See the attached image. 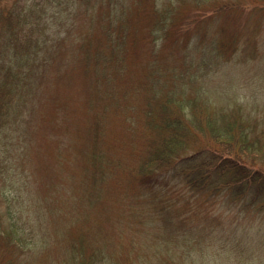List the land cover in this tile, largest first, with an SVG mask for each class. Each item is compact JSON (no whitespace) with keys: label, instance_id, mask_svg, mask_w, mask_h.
Instances as JSON below:
<instances>
[{"label":"trees","instance_id":"trees-1","mask_svg":"<svg viewBox=\"0 0 264 264\" xmlns=\"http://www.w3.org/2000/svg\"><path fill=\"white\" fill-rule=\"evenodd\" d=\"M12 1L13 4L8 6L4 0H0V144L12 145L15 142L23 152V166H30L27 161L29 155L21 144L23 138L19 132L32 112L33 107L30 104L35 96V89L38 88L40 80L50 75L48 68L53 62L60 60L62 54L65 62L72 57V50L65 51L63 43L70 41L71 46L77 44L79 56L76 69L84 81L89 80L90 63H93L92 68L96 75L100 71L104 73V77L101 75L103 78L96 76L92 85L97 88L94 94L97 100H108H104L103 105L104 101L100 104L97 123L109 125L113 112L118 109L121 114L119 118L129 121L132 106H127L129 111L122 109V102L136 101V93H142L145 97V104L140 106L141 114L145 116L144 124L136 132L138 144L121 139L98 143L96 138L92 148H84L81 153L84 155L83 160L91 165L85 170L86 179L82 184L85 185L83 192H86L88 201H100L112 182L118 184L112 193L107 192L105 198H113L115 204L120 206L121 214H125V211L129 213L124 230H127L125 237L128 238L129 251L134 255L130 264H144L141 258L147 254L144 252L145 255H142L138 248V238L141 235L152 236L151 240L157 250H161V240H177L173 243L176 244L175 247L168 246L166 249L167 264H228V259L232 256H236V261L240 264H264V236L261 243L252 245L256 234L264 235V104L260 106L263 108L261 115H254L257 119L252 113H246L251 111L249 104L254 110H258L255 106L259 101L260 104L264 103V86L259 94L254 93L255 98L250 102L247 96L236 91L238 79H245L246 82L245 74H248L253 80L258 70L261 73L259 81L264 85V44L255 52L254 57L249 51L251 47L248 49L249 46L246 47L248 56L237 53L236 56L240 57L238 61L234 58L235 61L222 68L220 82L217 81L219 78L212 81L211 91L215 92L214 100L219 104L211 102L202 93L203 98L197 95L198 87L194 90V95L186 98L184 93L189 87L188 75L193 72L184 74L185 81L182 83L176 78L174 68L170 69V78L166 77L158 60L157 65L149 69V75L144 80L132 89L126 87V97V92L122 89L107 87L111 80L107 78L110 72L105 71L111 61L115 65V60H118L114 51L119 50L121 60L126 56V36L130 32L125 0H108L109 5L103 9L106 12L100 14L103 39L92 41L89 40V32H82L74 37L72 35V15L68 6L76 5L73 3L75 0ZM102 1L85 0L94 8ZM152 2L156 7L150 13L153 16L150 34L157 43L162 42L158 39L165 36L168 24L172 23L175 28L184 26L187 17L179 14L177 20L175 17L172 19L177 11V0ZM242 3L249 5L243 1ZM255 3L257 4L252 5L249 10L248 21L253 14L251 11H260L264 6L260 2ZM214 7L213 15L218 19L225 13L234 12L236 6L230 3ZM197 16L195 14L193 19ZM90 20L92 21V17ZM257 20L252 32L254 36L249 37L246 32L242 43L248 42L256 46L262 44L257 32L262 18ZM123 21L126 23L122 24ZM203 21L208 25V35H203L198 40L195 31L192 37H186L187 63L196 58L194 50L197 47L201 50L200 44L205 41L208 45L202 52L204 59L213 60L215 55H219L217 48L213 51L212 46L217 32L211 33L213 20L207 18ZM53 25L57 27L56 30H53ZM240 37L241 35H236L233 39V53L238 51ZM132 42L136 40L132 39ZM62 64L63 61L59 65L53 64L56 66L54 72L57 77L63 71ZM230 67L231 71L227 70ZM237 67L239 69L235 70ZM251 68L253 69L250 70ZM181 69L191 70L190 66H183ZM127 70L130 69L127 67ZM114 71L116 75V70ZM224 72L230 75L226 85L233 91L236 88L237 96L227 94V98L220 93L224 87H221ZM133 74V70L126 73L127 81ZM250 84L255 91V83ZM174 92L181 95L175 97ZM210 103L214 106H210ZM242 104L246 107V114L241 111L244 107ZM197 105L204 108L201 110ZM213 107V111L208 112ZM96 110L97 104L94 112ZM97 130L99 133L104 131L101 127ZM188 138L195 145L189 146ZM192 150L194 151L189 152ZM6 157L8 167L3 187L8 185L9 190L0 198V264H23L24 260L34 262V254H45L41 251L45 247L44 229L50 231L43 221L46 219L40 213L46 211L48 217L52 213L53 218L57 214L60 216V209L65 203L63 197L73 196V193H61L65 187L64 181H53V177L47 176L42 169L33 186L29 181L26 182L27 175L23 185H18L10 178L16 175L14 168L18 163L12 160L8 152ZM44 179L50 180L47 182ZM123 179L129 184L124 186L125 183H120ZM9 191L12 194L8 195ZM21 191H24V197ZM30 194H34V197L31 198ZM213 202L217 204L216 210L212 208ZM78 204L84 205L80 201ZM51 219H48L50 225L54 222ZM68 220L69 218L64 219V223L57 224L60 226L53 225L54 231L51 232L62 242V254L66 257L65 261L60 260L61 264H97L95 261L101 264L115 263L110 261L106 251L102 255L103 251L99 253L98 249L90 247L95 245L89 244V248L85 249L77 240H67L62 228ZM149 225V229L145 230ZM168 228L170 232L167 233ZM198 232L203 235L199 236L201 240L197 237ZM161 233L165 235L159 237ZM26 244L29 246L25 249ZM135 245L140 252H137ZM245 245L248 246L244 251L237 253ZM115 249L114 243L109 251ZM76 250L80 256L83 253L84 257H75L76 253L71 252ZM24 254L27 258L22 259L20 255ZM155 256L156 252L146 256L148 264L155 263ZM211 257H218V260L210 262L213 259ZM48 263L54 264L52 259Z\"/></svg>","mask_w":264,"mask_h":264},{"label":"rangeland","instance_id":"rangeland-1","mask_svg":"<svg viewBox=\"0 0 264 264\" xmlns=\"http://www.w3.org/2000/svg\"><path fill=\"white\" fill-rule=\"evenodd\" d=\"M110 1L114 2L113 0ZM177 1L178 2L175 3L177 6V11L175 15L172 16V19L175 17L177 20L179 14L184 16L186 15V24L181 27L176 26V28L172 23L168 24L166 26V37L164 36L165 38L162 37L161 39H158L162 40V42L157 41V43H155L156 40H153V37L150 34V29L152 28L153 24V16L150 15V13L153 12L154 8L156 7L155 3L152 2V0H125L128 14V30L130 32L126 36V56L123 60H121V57L119 56V50L117 49L114 51V53L118 56V60H115V65L114 62L111 61L110 65L105 68V71L110 72L107 78L111 80V83L108 86H105L109 88L114 87L122 89L124 92H126L124 95L127 97L128 94L126 87H130L132 89L137 83H139L141 80H144L149 75V69L156 66L158 60L161 64L162 71L166 73V77L170 78V69L174 68L176 78H179L182 83L185 81L184 74L193 72L191 75H188L189 81H187V83L189 87L186 89V93H184L185 95L183 94L186 98H189L197 92L196 94L201 98H203L204 95L207 96V98H210L211 102H213L215 101V92L211 91L213 88L210 85L213 80L215 81L218 78L219 79L217 81L220 80L222 68L226 67L231 61H238L240 57L236 56L237 53H243V56L245 57L248 56L250 51L252 52V57H254L255 52H257V50H259V48H261V46L264 44V6L260 9V11H251L253 14L250 21H248V15L251 6L257 4L255 2H260V5H264V0ZM242 1L248 3L249 5H244ZM4 2L8 3V6L13 4L12 0H4ZM73 3L76 5L69 4L68 6V11L72 15L71 31L73 37L82 32H89L90 41L102 40L103 34L101 33L102 27H100V14L102 12H106L103 9L109 5L108 0H103L102 2L98 3L95 8L91 4H87L85 0H75ZM230 3H232V6L233 4L236 6L234 7V12L225 13L223 14L224 16L220 15V18L215 19L216 15H213L215 12L212 11V9L215 8L214 6L218 7L220 5ZM195 14L198 16L193 19ZM90 17H92V21L90 20ZM207 18L212 19L214 23L211 33L217 31L215 35V41L212 46L213 51H215L217 48L219 55H215V58H213L214 61L207 59L205 60L204 54L202 53L205 47L208 45L207 41H205L200 44L202 46L201 50L200 47H197L196 50H194L196 58L193 59L192 62L187 63V59L185 58L187 49L186 45L188 44H186V37H192L191 35H193L195 31L198 36V40L201 39V36L206 34L208 35V25H205V21H203ZM261 18L262 21L257 28V32L260 34L259 39L261 37L262 44L259 43L258 46H256L255 44L250 45L248 42L242 43V41H244L243 38L245 37L246 32L250 37L252 32L255 30V22H258L257 19ZM125 23L126 21L122 22V24ZM56 29L57 27L53 25V30ZM236 35H241L239 38L241 41L240 45H238V51L233 53L235 47L233 39ZM132 39H135L136 42H132ZM63 46L65 51H69V49L72 50V57L70 59L68 58L65 62V60L62 58L64 54H62L60 60L53 62V64L59 65L63 61V64L61 65L63 71L59 72L60 75L58 77L54 72V67L56 66H53L52 64L51 67L48 68L47 72L50 73V75H48L43 80H40L38 83L39 86L38 88L36 87L34 92L35 96L32 97L30 104V106L32 105L33 107L32 112L30 113L29 118L20 128L19 133L23 138L21 144L27 149L29 155L27 157V161L30 163V166L26 168L23 166V162L21 160L23 159V152L18 148L15 142H13L12 145L3 146L0 144V198L4 196L5 191L7 193L9 190L7 189L9 187L8 185L3 187L4 178L7 177L5 174L8 167L6 157L7 152L9 153L12 160L15 163H18V165H16L14 168L16 172V175L14 176L15 179L10 177L12 180H15L18 185H23L27 175L28 177L26 182L29 181V183L33 186L35 184L34 182H36V178L39 179V172L42 169L47 176L53 177V181H57L59 179L60 181H64L65 187L61 193H64L65 191L73 193V196L71 195L63 197L65 199V203L60 209L62 210V214L60 216L57 214L53 218V214H49V217L52 218L51 222L54 220L53 224L50 225L48 220L49 217L46 211L40 213L41 217L46 219L43 221L49 226L50 229V231H48V229L47 231L44 229L43 236H46V239H44L43 245H45V247L41 251H44L45 254H34V262L33 260H24L23 264H37V262L40 264H47L50 259L53 260L54 264H61V259L65 261L66 256L62 254L63 250L61 248L62 242L59 238H55L54 233L51 232L54 231L53 225L55 227L60 226L62 223H64V219L68 218V222L63 224L64 227L62 228V231L65 234L64 236L67 240L75 239L80 242L85 249L89 248V244L95 245L90 247H94L95 250L98 249L99 253H102L103 251L102 255L106 251V255L110 256V261L115 262L116 264H130L131 259L134 258V255L129 251L130 247L128 244V238L125 237L127 230H124L127 220L126 216H128L129 213L128 211H125V214H121V208L118 206V204H115V200L113 198H105L107 192L112 193L113 189H115L118 184L116 185L114 182H112L109 188L106 189L104 196L101 197L100 201H95V203H93V201H88L86 192H83L85 185L82 184L86 179L85 170H87L91 165L90 163H86L85 159L83 160L84 155H81V153L84 148H92L94 141L96 143V138L98 139V143H102L104 140H108V142H110L111 140L121 139L138 144V133L136 132H139L140 125L144 124L145 116L141 114L140 106L145 104V97L142 93H136L134 98L136 101L122 102L120 107L122 109L128 110L127 106H132V109L130 110L132 112L129 121L119 118L121 114L118 113L120 111L118 109L117 111L113 112V118L109 125H106L105 123H97L96 116L98 115V110L101 108L100 104L105 100V98L97 100L94 95L97 92V88H93L92 85L96 76H103L104 73L100 71L98 72V75H96V71H93L92 68L93 63H90L88 68L89 80L85 82V79L81 77L79 71L76 69V66L78 65L77 59L79 56V47H77V44L71 46L70 41H65ZM247 46H249L248 49L251 47L249 51L246 48ZM122 54L123 53L121 52V55ZM234 58L235 60H233ZM79 60H81V58ZM170 60L174 63H172ZM112 66H114V68ZM183 66H190L191 70L181 69ZM127 67L134 71V74L128 81L126 73L130 70H127ZM114 69L116 70V75ZM228 69L231 71V67L227 68V70ZM238 69V67L235 68V70ZM252 69L253 68L250 70ZM74 72L75 74H73ZM260 74V70H258L255 73V76H253V80H251V77L248 74H245L247 80L246 82L244 81L245 79L237 80L238 88L237 90L235 88V90L242 96H247L246 98L249 100V102L252 98H255L254 93L259 94L262 90V86H264L259 81ZM102 76L101 78L104 77ZM229 77V73L224 72V79L222 81L223 85L221 84V87H224L220 92L227 98H229L228 95L230 94L231 96L236 95V91H233L232 88H229L226 85V80ZM250 83H255V91H253V88L251 87L252 85ZM195 89H197L196 92H194ZM178 94L180 93L174 92L175 97H177ZM105 101L102 103V105L105 103ZM115 103L118 105L116 100ZM96 104L97 110L94 112ZM215 104L219 103L216 102ZM259 104L260 101L258 105L255 106L258 110H254V107H251L249 104L251 111L246 113L250 112L253 116L256 115L259 117L263 111V108L261 107L264 103L260 105ZM210 106L214 105L210 103ZM197 107L201 110L204 108V106L200 105H197ZM213 109L214 107L208 112L211 113ZM245 109V106L241 108V111L244 114H246L244 112ZM255 119L257 118L255 117ZM99 127L103 128L104 131H100L99 133L97 130ZM101 135H104V137ZM187 142L189 146L195 145L194 143H191L193 142L191 138H188ZM88 143L90 144L87 147ZM126 147L128 146L126 145ZM194 150L189 152H193ZM126 151L127 149L123 152ZM138 151H140V149ZM18 153L20 155H18ZM44 180L49 182L50 179ZM120 183H125L124 186L129 184L125 179L121 180ZM102 193L103 191H101V195ZM10 194H12L11 191L8 192V195ZM21 194H23L22 197H24V191H21ZM30 195L31 198L34 197V194ZM79 201L84 203V205L78 204ZM216 205L217 204H214L213 202L212 208L214 210H216ZM3 206L4 205H1V207ZM94 215L96 216L94 217ZM169 223L170 222H168V224ZM149 227L150 225L146 226L145 230L149 229ZM138 228L142 229L139 227V225ZM168 232H170V228L167 229V233ZM163 235L165 234L161 233V236L159 237H162ZM199 236H203L202 233H200V235L199 232L197 233L198 239L201 240ZM263 236V234H256L252 245L261 243ZM151 239H153L152 236L145 237L141 235L138 238V248L141 250V252L135 245L137 252L142 253V255H145V252L147 254L146 256H151L154 252H156V256L154 257L156 261L154 264H167L166 256L168 255L166 254V249L168 246L175 247L176 244L173 243H176L177 240L174 238L172 240L171 238H167V240H161V250H157L155 249V245ZM27 242L29 244L31 243L29 241ZM114 243L116 245L115 251H109L111 246L113 247ZM29 244L24 246L25 249L29 246ZM246 246L248 245H245L240 250H237V253L244 251ZM85 251L86 250H84V252ZM71 253H76L75 257H84V254L82 253L80 256L77 250L72 251ZM128 255H130L131 258ZM20 256L22 259L27 258L26 254ZM146 256L141 258L144 264H148ZM235 257L236 256H232L231 259H228V264H240L236 261L237 259ZM211 258L214 260L211 259L210 262H215V260H218V257ZM95 263L101 264L97 261H95ZM64 264H66V262Z\"/></svg>","mask_w":264,"mask_h":264}]
</instances>
